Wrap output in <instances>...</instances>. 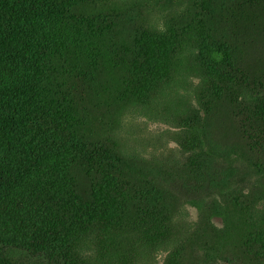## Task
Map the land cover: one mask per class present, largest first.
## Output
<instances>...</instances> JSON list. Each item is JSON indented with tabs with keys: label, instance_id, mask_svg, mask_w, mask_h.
I'll return each mask as SVG.
<instances>
[{
	"label": "trees",
	"instance_id": "1",
	"mask_svg": "<svg viewBox=\"0 0 264 264\" xmlns=\"http://www.w3.org/2000/svg\"><path fill=\"white\" fill-rule=\"evenodd\" d=\"M211 1L194 41L110 0H0V264H127L136 243L165 264H264V0ZM186 41L202 88L180 157L123 156L115 127L176 84Z\"/></svg>",
	"mask_w": 264,
	"mask_h": 264
},
{
	"label": "rangeland",
	"instance_id": "2",
	"mask_svg": "<svg viewBox=\"0 0 264 264\" xmlns=\"http://www.w3.org/2000/svg\"><path fill=\"white\" fill-rule=\"evenodd\" d=\"M208 1L210 0H110L109 4L127 9L126 14L130 17L140 16L142 24L157 32L179 26L185 34V38H191L195 41L196 35L202 31L210 32L211 28V31H214V26L205 18L209 11L204 4ZM211 3V11H213L217 4L222 3V0H212ZM199 22H202L203 25ZM239 46L243 55L250 60L245 47ZM191 48L192 43L186 41L185 51L181 55L185 62L181 64L180 61L181 67L178 66L175 75L176 84L173 82L170 86L165 87L157 98L152 100L151 107L133 108L128 113H124L120 119V123L115 127L113 134L121 143L123 156L133 160L165 163L175 161L180 157L181 149L177 139H187L188 137L183 133L179 121L181 116L185 117L186 115V107L182 104L195 100L199 89L202 88L198 76L188 73L189 70H187V64L191 61L188 59L189 53L187 51ZM184 213L186 221L191 224L197 221V213L194 210L186 208ZM215 223L221 226L219 220H216ZM184 226L188 229L190 225ZM165 248L160 246L158 251L153 252L141 243H136L132 249L128 250L129 253L124 258L127 264H165L169 254L168 251L164 250ZM85 253L92 254L91 250H87ZM122 256L123 254L119 253L109 257L112 260L111 264H117ZM15 259L23 261L21 256H17ZM92 261L94 264L103 262L106 264L108 258L103 259L102 262L101 258L92 256ZM29 262L38 264L44 263V260Z\"/></svg>",
	"mask_w": 264,
	"mask_h": 264
}]
</instances>
